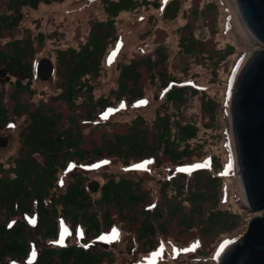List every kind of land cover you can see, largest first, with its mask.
Returning a JSON list of instances; mask_svg holds the SVG:
<instances>
[{"label": "rangeland", "instance_id": "1", "mask_svg": "<svg viewBox=\"0 0 264 264\" xmlns=\"http://www.w3.org/2000/svg\"><path fill=\"white\" fill-rule=\"evenodd\" d=\"M104 1L56 0L51 4H40L37 9L24 6L20 9L22 20L19 26L1 31L0 48L5 49L9 41L29 39L32 50L26 60L32 62L33 68L43 58L51 59L56 66L58 51L78 49L84 45L94 23L100 22V30H108L105 24L112 17L106 12ZM145 1L149 4L146 5ZM169 1L136 0L132 10L123 11L115 18L116 29L111 34L115 35L116 41L102 58L100 76L90 81L94 99L108 98L111 106L95 114L94 119H84L85 106L79 107L78 121L86 142L94 140L100 145L102 135L126 134L137 117L144 118V127H148L152 135L158 114L174 116L175 120L171 118V121L181 126L193 124L198 129L197 137L188 142L193 149L192 154L180 162H172L159 151V164L152 158H131L128 166L118 158H104L89 166L75 162L59 172L57 189L54 190L56 195L62 194L82 177L83 180L87 179L84 182L86 187L89 182L99 184L98 191L91 194L97 199L101 186L109 179L129 178L139 183L144 200L159 209L163 216L160 219L154 216L158 230L157 243L149 249L145 240L138 242L135 230L143 217L129 222L120 219L113 208L116 225L103 237L110 239V247L106 250L113 255L114 264H216L228 246L245 233L249 222L263 215V212H252L244 205L232 128L234 86L248 60L261 47L255 43L243 23L235 0H176L180 10L174 19L164 17L163 11ZM11 3L12 0H0V14H13L15 10L11 8ZM155 4L160 7L156 8ZM40 35L43 36L42 42ZM190 35L196 41L192 54L184 44V38L188 39ZM158 49L163 50L166 59L151 72L146 64L139 68V87L143 88V98L135 101L126 98L115 100L113 92L119 87L121 67L133 60L156 61ZM160 71L180 84L189 85L197 93L188 89L184 103L167 104ZM151 74L154 79L150 78ZM16 80L15 76H0L2 104L11 117L6 125L0 126V136H6L9 140L8 146L0 154V163L5 168L12 167L14 159L24 153L20 136L29 125L27 115L14 116L16 102L12 101L11 95ZM61 82L60 75L48 81L36 77L31 87L33 94H22L19 102L29 104L30 111L40 105L52 107L61 114L62 124L75 133L79 128L71 125L69 118L77 111L56 99L62 93ZM23 83H27V80ZM84 91L88 90L82 89L80 93ZM88 97L85 94L77 100V104L88 102ZM36 158L43 161L39 156ZM199 170L203 174L198 175L196 182L194 176ZM179 173L184 175L181 183L185 186V194L182 195H176L175 185L165 187L164 184L172 176L179 177ZM211 177H217L216 189L211 191L215 201L206 199L200 202V216H193L191 210L194 205L189 201L188 191L192 188L205 192L204 187ZM151 206L148 209L151 210ZM175 206L179 214L171 219L169 210ZM218 210L238 215L229 218L225 229L217 228L207 235L210 223L206 219ZM190 215L194 218L190 223L191 228H188L189 223L185 220ZM59 221L58 239L44 240L31 220L33 249L27 260L15 264L32 262L44 248L80 243L84 229H73L69 222L63 219ZM162 224L166 231L159 227Z\"/></svg>", "mask_w": 264, "mask_h": 264}, {"label": "trees", "instance_id": "2", "mask_svg": "<svg viewBox=\"0 0 264 264\" xmlns=\"http://www.w3.org/2000/svg\"><path fill=\"white\" fill-rule=\"evenodd\" d=\"M52 1L12 0L11 8L15 12L0 14V35L2 30H12L19 26L22 20L20 12L22 7L36 9L40 4H50ZM104 3L106 12L112 17L105 24L108 30L102 31L100 30L102 23H94L88 41L84 45L78 49L68 48L57 53V76L60 75L62 78L60 85L62 93L56 99L77 111L75 113L77 116L79 107L85 106V119H94L95 114H100L101 110L111 106L108 98L94 99L90 81L101 74L102 58L115 38V35L111 34L115 31V18L123 11L132 10L136 0H105ZM145 4L149 3L145 1ZM155 7L159 8L160 5L155 4ZM179 10L178 3L173 0L166 6L164 17L174 19ZM39 40L43 41L42 35L39 36ZM184 41L192 54L195 39L190 35L188 39L185 37ZM31 50L29 39L9 41L5 49L0 48V67L3 66L11 76L17 78L11 95L12 101L16 102L13 108L14 116L19 118L27 115L29 118L28 129L21 137L24 153L18 155L12 167L5 168L0 163V264H15L28 258L32 246L31 220L34 221L37 232L44 240H56L60 232V218L69 222L73 229L77 227L84 229V237L80 243L59 248H45L34 262L28 264H114L113 255L108 250L100 246L90 247L92 242L100 241L103 235L108 234L116 225L112 216L113 208L120 219L129 222L137 220V217H143L135 231L138 242L145 240L146 246L151 249L157 243L158 236L154 216L158 219L163 216L159 209L144 200L139 183L129 178L109 179L102 185L99 197L94 199L84 185L86 179L83 180L81 177L73 186H68L63 194L56 195L53 190L57 187L59 171L75 162L91 165L104 158H118L126 166L129 165L131 158L138 160L152 158L159 164L161 162L157 154L159 151L172 162H180L192 154L193 149L188 142L197 137L198 129L193 124L181 126L175 123L174 116L158 114L152 135L149 128L144 127L146 125L144 118L137 117L126 134H114L111 137L102 135L100 145L94 140L86 142L77 116L72 115L69 118L70 124L79 128L72 133L70 127L66 129L67 126L62 124L61 114L55 112L52 107L40 105L30 111L29 104L19 102L22 94H33L31 86L35 77L34 69L32 62L26 60ZM157 55L156 61L133 60L121 67L119 87L113 92L115 100L142 99L144 91L139 87L141 79L139 68L146 64L149 72L153 71L166 59L162 49H158ZM159 77L161 87L165 90L167 104L184 103L188 89L194 94L197 93L195 89L180 84L162 71L159 72ZM150 78L154 79V75L151 74ZM25 80L27 83H23ZM82 89L88 91L80 93ZM83 93L89 96L88 102L78 105L77 100L84 97ZM1 99L3 100L0 95V126H4L10 115ZM171 118L174 120L171 121ZM36 156L41 157L43 161L37 160ZM180 174L179 177L172 176L169 182L164 183L165 187L175 185L176 195L185 194V186L181 181L184 175ZM200 174H203L202 170L195 174L196 182ZM216 178L208 179L204 187L205 192L189 189V201L194 205L191 210L193 216H200L201 210L198 208L200 202L206 199L215 201L213 200L215 195H211V191L216 189ZM148 206L152 209H148ZM178 214V208L175 206L169 210L168 215L171 219H175ZM237 215L225 210H218L209 215L206 221L210 223V228L206 234L214 233L217 228L225 229L228 227L229 218H236ZM193 216L190 215L185 220L189 223H187L188 228H191ZM159 227L166 231L163 224Z\"/></svg>", "mask_w": 264, "mask_h": 264}, {"label": "water", "instance_id": "3", "mask_svg": "<svg viewBox=\"0 0 264 264\" xmlns=\"http://www.w3.org/2000/svg\"><path fill=\"white\" fill-rule=\"evenodd\" d=\"M235 1L243 23L261 47L237 80L232 128L246 207L263 215L249 222L245 233L228 248L218 264H264V0ZM36 71L41 80L47 81L54 71L52 61L40 60ZM7 145L8 139L0 137V148ZM98 187V183L89 184L93 192Z\"/></svg>", "mask_w": 264, "mask_h": 264}, {"label": "bare ground", "instance_id": "4", "mask_svg": "<svg viewBox=\"0 0 264 264\" xmlns=\"http://www.w3.org/2000/svg\"><path fill=\"white\" fill-rule=\"evenodd\" d=\"M251 35V34H250ZM251 37L253 38L254 36L253 35H251ZM254 39V38H253ZM254 41H255V39H254Z\"/></svg>", "mask_w": 264, "mask_h": 264}]
</instances>
